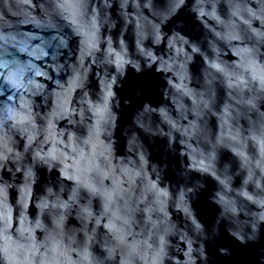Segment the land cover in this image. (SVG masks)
I'll return each instance as SVG.
<instances>
[{"label": "water", "instance_id": "water-1", "mask_svg": "<svg viewBox=\"0 0 264 264\" xmlns=\"http://www.w3.org/2000/svg\"><path fill=\"white\" fill-rule=\"evenodd\" d=\"M177 3L178 0H56L54 6L51 0H0V62L6 61L24 83L33 80L35 85L42 86L35 95L25 92L24 100L30 102L32 120L38 129H49L51 123L45 151L65 152V145L73 134H86L85 129L69 123L72 109L79 107L82 94L81 88L73 87L75 77L78 72L88 69L89 97L98 99L93 92H102L104 71L97 67L95 58L100 54L108 55L112 61L107 66L109 79L115 77L117 80L113 91L120 86L121 79H126L123 95H134L136 89L143 88L142 99L159 98V103L149 105L156 109L150 119L165 135L158 136L148 149L144 172L147 179L135 193V203L124 209L115 205L111 220H102L92 227L111 233L122 231L125 220L143 221L144 224L157 222L153 207L158 196L152 187L155 185L167 189L169 203L165 212L168 222L180 232H188L194 240L193 219L202 223L200 215L214 216L220 239L232 251L230 259L218 264H254L258 249L264 247V219H261L264 217V124L261 123L264 98L253 95L251 89L255 87L259 93L264 88V27L255 18L264 9V0H184L179 7ZM201 8L205 11L214 9L218 19L207 15L201 17ZM161 20L165 22L161 24ZM244 20H249L255 33L249 31ZM155 25H159V43L155 42ZM216 32L220 36H215ZM236 34L240 39L233 38ZM193 38L213 39L225 62L216 61L217 68L212 69L217 72L213 103L211 110L201 116L196 114L193 97L179 95L174 87L179 79L166 70V64H162V61L171 63L172 58L179 60L189 53L190 49L182 41ZM94 45L96 51L93 54ZM141 50L150 52L156 59L142 55ZM210 52L211 49L204 55L196 54L189 65L190 73L203 78V70L208 69L213 60L214 54L210 55ZM136 61L148 73L129 77L130 73L136 72L133 67ZM120 64H123L122 76L117 72ZM226 65L231 67L226 68ZM222 68H226V72H220ZM232 68L240 69L236 78H233ZM37 70L40 75H36ZM0 73L3 74L0 85H4L7 73L2 66ZM155 77H159V81ZM161 82L164 91L158 97L156 86ZM188 89L192 92L203 90L192 82L188 83ZM13 92L16 89L9 85L0 100H7ZM19 96L20 92H16L13 102H19ZM177 100L183 104V109L177 107ZM160 108L166 109L176 123L175 128L164 120ZM27 115V111H23L20 118L23 120ZM16 144V151H22L28 140L19 136ZM114 155L116 161L135 158L119 149ZM165 163L167 169L160 172ZM154 165L158 166L157 171H153ZM181 170L194 174L197 181L195 195L188 192L182 182L177 183L176 173ZM105 171L107 190L98 197L86 198L84 215L88 212L96 215L106 201L115 198L114 181L119 180L124 188H128L123 181L129 177L121 172ZM37 172L42 180L49 176L46 167L38 168ZM157 172H160L159 176ZM51 175L59 177L69 187L77 183L64 176L59 168L52 169ZM131 180L135 191L138 177L132 176ZM4 182L11 187L7 188V208L0 191V225L7 219L10 233L32 228L37 221L48 226L61 219L44 207L43 192L38 185L26 190L22 171L17 172L10 165L3 168L0 185ZM182 191L192 210L191 216L180 206ZM62 199L67 201L68 197L65 195ZM62 223L66 229L77 230L81 217L68 215L63 217ZM32 235L39 240L44 233L40 228H33ZM241 236L247 243L241 242ZM84 242L88 243L87 236H84ZM201 242L196 240L193 248ZM3 244L0 233V264H13L6 258ZM165 245V252L172 256V264H183L187 259L184 252L188 243L172 234L165 237ZM53 246L59 249L60 242L53 240ZM207 248L205 243L206 252ZM81 255L87 262L90 255H96V250L89 246ZM72 260L75 257L69 255L66 264H71ZM141 264H148V261ZM151 264H156L155 259ZM163 264H168V256L164 257ZM196 264H201L199 259Z\"/></svg>", "mask_w": 264, "mask_h": 264}, {"label": "clouds", "instance_id": "clouds-1", "mask_svg": "<svg viewBox=\"0 0 264 264\" xmlns=\"http://www.w3.org/2000/svg\"><path fill=\"white\" fill-rule=\"evenodd\" d=\"M183 2L184 0H178L176 6L179 7ZM51 3L55 6L56 0H51ZM206 15L218 19L214 9L205 11L201 8L200 16ZM255 18L259 19L261 26L264 27V9L260 10ZM164 22L163 20L160 21L161 24ZM243 23L248 25L249 31L255 33L256 30L251 27L249 20H244ZM93 27L95 28V23H93ZM154 27L155 42L159 43V25ZM215 36H220V33L216 32ZM233 38L240 39V36L236 34ZM213 39L193 38L191 41L184 39L182 43L190 49V52L184 54L179 60L172 58L171 63L162 61V64H166V70L172 71L179 79V83L174 85L179 95L181 97L184 95L193 97L194 108L198 116L211 110L213 88L217 79V72L212 71V69L217 68L216 61L221 64L225 63L221 60V52ZM209 49H211L209 54H214L213 60L208 69L203 70L204 75L201 79L199 74L190 73L189 65L193 63L196 54L204 55L209 52ZM95 51L94 45L93 54ZM141 53L151 57L152 60L156 59L150 52L141 50ZM95 62L97 67L104 71L103 90L99 94L93 92V96L98 95V99H91L87 84L88 69H83L82 72L77 73L73 87L81 88L82 94L79 107L72 109V117L69 123L85 129L86 134L80 136L73 134L70 142L65 145L67 156L65 152L59 150L45 151L44 144L47 142L51 123L49 122V129H38L32 120L30 102L24 100L25 92L35 95L37 90H42V86L35 85L33 80L24 83L11 71L6 61L0 62V66L7 73L4 85H0V97L5 95L9 85L12 89H16V92H20L19 102H13V96L16 95V92L8 96L7 100H0V170L10 165L17 172L22 171L26 190H30L32 185H38L43 192L41 199L44 207L49 208L51 212L61 218L55 223H49L48 226L41 225L37 221L32 228L25 227L12 233L9 232L10 224L5 219V222L0 225V233L3 234V249L6 258L11 260L13 264H66L69 255L75 257L71 264H141L142 261H148V264H151L153 259H155L156 264H163L164 257L168 256V264H172V256L165 252V237L176 234L188 243L187 251L184 252L187 259L183 264H196L197 259L200 260L201 264H218L219 261L230 259L231 248L220 239L214 216L200 215L199 210H197V215H200L202 223H197L194 219L192 221L195 225L194 240L188 232H180L175 225L168 222L165 212V207L169 203L167 189H159L155 185L152 187L158 196L153 207L158 217L157 222L144 224L143 221L131 220L129 222V220H125L122 231L111 233H103L92 227L93 224L99 225L102 220H111L115 215L113 212L115 205L118 204L121 209H124L135 203V193L139 192V186L147 179L144 172L148 163V149L158 136L165 135L162 129L150 119L151 114L156 109L150 108L149 105L159 103V98L157 100L142 99L145 95L143 88L136 89L134 95H123L122 90L126 79L120 80V86L114 92L113 86L116 85L117 80L115 77L109 79L107 66L112 63L110 57L106 54H100L99 57L95 58ZM81 67L83 66L81 65ZM133 67L136 72L130 73L129 77L133 75L142 76L148 73L147 69L141 67L139 61L133 62ZM227 67L231 66L226 65ZM226 68L219 69V71L226 72ZM117 72L122 76L123 64L118 65ZM232 72L233 78H236L240 69L232 68ZM0 75L3 74L0 73ZM36 75H40L39 70L36 71ZM155 78L159 81V77ZM189 82L195 83L197 87L203 90L192 92L188 89ZM163 91L162 82L158 83L156 86L158 97L159 93ZM251 92L253 95L264 98V88L257 93L256 88L253 87ZM165 95H167L166 92ZM176 103L178 108L183 109V104L179 100ZM126 110L130 111L126 112ZM23 111H27L28 115L22 120L20 113ZM159 111L164 120L175 128L176 123L169 117L166 109L160 108ZM261 123L264 124V118H261ZM19 136L26 137L28 140V144L23 145L22 151H16V138ZM40 137H44V139H40ZM117 149L121 153L126 151L127 154L135 158L126 157L116 161L114 153ZM45 167L48 169L49 176L46 180H42L37 169ZM157 167L154 165L153 171H157ZM167 167L168 165L165 163L160 168V172H163ZM54 168H59L64 176L76 180L77 183L70 187L67 186L59 177L51 175V170ZM106 169L108 173L116 171L129 177L123 181L124 184L128 185V188H124L119 180L114 181L115 198L110 202L106 201L96 215L91 212L84 215L86 198L98 197L107 190L104 182ZM137 169L139 172H136ZM160 172H157L158 176ZM13 175L15 176V172ZM132 176H137L139 180L135 186V191L133 190ZM176 180L177 183L182 182L187 191L195 195L194 190L197 181L194 174L181 170L176 173ZM92 185L95 187H91ZM8 187L11 185H8L7 182L0 185V191L4 194L5 208H7ZM85 189L87 191H84ZM65 195L68 197L67 201L62 199V196ZM184 197L185 193L182 191L180 206L183 207L188 216H191L192 210ZM48 202L53 203L49 204ZM172 203L175 205V201ZM160 213H163L162 218ZM72 214L81 217V224L77 230L66 229L62 223L63 217ZM33 228L42 230L44 235L41 239L37 240L33 237ZM80 233H83V236ZM84 236H87L88 243L84 242ZM239 238L242 243H247L243 236ZM248 239H253V237ZM53 240L60 242L59 249L53 246ZM196 240L203 242L197 248H193V243ZM205 243L208 245L207 252ZM89 246L95 248L96 255H90L86 262L81 252ZM254 264H264V247L258 249Z\"/></svg>", "mask_w": 264, "mask_h": 264}]
</instances>
